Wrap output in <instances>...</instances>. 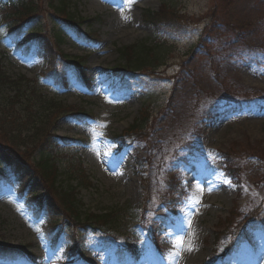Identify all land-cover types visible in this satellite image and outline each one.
I'll return each mask as SVG.
<instances>
[{
	"label": "rangeland",
	"instance_id": "rangeland-1",
	"mask_svg": "<svg viewBox=\"0 0 264 264\" xmlns=\"http://www.w3.org/2000/svg\"><path fill=\"white\" fill-rule=\"evenodd\" d=\"M67 1L80 29L60 23L69 15L51 7L57 0H39L38 19L16 40L0 14V69L32 80L37 107L53 99L90 114L44 116L41 133L56 137L34 149L22 142L29 135L24 112L5 108L6 121L24 131L13 138L7 132L15 126L2 121L0 264H163L189 236L196 264H211L223 232L247 215L252 221L259 207L262 216L249 224V239L233 250L226 242L216 264H264V0ZM12 12H4L11 21ZM161 22L166 24L158 28ZM30 28L81 66L58 61L46 73L41 42L17 46L28 40ZM63 29L59 42L56 30ZM144 42L158 50L151 64L121 79L114 70L120 49ZM127 132L137 133L130 144L117 140ZM6 148L32 171L41 156H50L62 172L57 190L30 170L14 171ZM215 177L221 182L212 187ZM172 179L188 192L183 205L174 201L182 194ZM65 187L78 201L79 218L65 215L64 196L56 195ZM45 190L51 196L43 205H25ZM188 207L183 224L180 214ZM111 211L117 219L112 224L95 216ZM48 220L58 224L53 235L41 225Z\"/></svg>",
	"mask_w": 264,
	"mask_h": 264
},
{
	"label": "trees",
	"instance_id": "trees-1",
	"mask_svg": "<svg viewBox=\"0 0 264 264\" xmlns=\"http://www.w3.org/2000/svg\"><path fill=\"white\" fill-rule=\"evenodd\" d=\"M22 1V0H21ZM57 4H52L51 7L57 12H64V14L69 15V17L65 20L73 22L75 19H80L76 17L75 15H70V8H69V2L67 0H57ZM227 1V0H223ZM41 7V4L39 0H27L26 2L22 1L20 2V5L18 4V7H13V12L10 14L11 18H14L12 24H15L17 21H20V25L26 21V17L28 18L35 17L38 15V11ZM149 18L150 21L156 26L157 22L153 19L155 17L150 16ZM157 18V17H156ZM17 20V21H16ZM83 21V20H82ZM81 21V22H82ZM79 23V22H77ZM83 23H89V20H85ZM11 24V25H12ZM80 24V23H79ZM57 40L61 42L63 40V37L58 33H56ZM48 50V49H47ZM152 47L150 45H147L146 42L141 43V44H134L131 46H126L122 49H120V60L117 64L118 69H125V70H141L142 68H145L146 66L151 64V58L155 57V54L157 53L158 50L152 51ZM62 53V52H61ZM63 56L67 57L65 54L62 53ZM2 58V57H1ZM55 56L52 57V54L49 52V55H47V59L50 64H52V61L54 60ZM76 58V57H74ZM80 60L82 59L81 57H77ZM2 59H0L1 61ZM74 61V60H73ZM159 66V65H157ZM117 68V67H116ZM32 80H29L23 76L17 77L16 79H13L12 77H8L4 71L0 69V101L4 100L6 102V105L4 107L0 106V131H5L6 126L5 124H8L9 126H15V128H11L9 132L10 134H13L12 137L20 139L22 137L20 134L26 130L29 131V135L27 136V139L25 137H22V142L24 145H28L27 142H30L31 145H34L35 148H43V144H48L52 142V137L50 139L49 132L48 133H41L43 124H44V116H47L48 114H53V113H59V115H64L65 112L67 114L72 113L71 108H64L62 105H57L56 101L52 100H46V101H40L37 104L32 102V98L30 96H33L34 92L33 88H35V85L30 83ZM10 93V94H9ZM12 93V95H11ZM34 104V105H33ZM8 105H12V107H16V109H21L22 112H24V115L26 117V120H24V124L27 125V127L24 130H21V128L17 127L14 125V123L11 120L6 121L5 116L7 115L4 113L5 108ZM36 106V107H35ZM39 106H45V108H39ZM46 109H48L46 111ZM53 109V110H52ZM52 110V111H51ZM21 111L19 112V116L21 115ZM50 111V112H49ZM64 112V113H63ZM16 114V113H15ZM60 116V117H61ZM59 117V118H60ZM10 118V117H9ZM58 119V118H57ZM4 121L5 124L2 122ZM148 121V117L146 119H143V122ZM40 124V125H39ZM39 125V129L35 130L36 126ZM138 125V123H137ZM136 126V125H135ZM137 127V126H136ZM136 127L132 126L131 129H135ZM129 129V130H131ZM35 130V131H34ZM45 137V138H43ZM9 150L8 148H6ZM28 149V148H27ZM11 155L13 156V162L14 164L18 166H27L29 167V163L26 162L23 158L19 157L17 154L13 153L12 151L9 150ZM19 157V158H18ZM17 158V159H16ZM21 158V160H20ZM19 159V160H18ZM24 165H23V164ZM35 173L39 175L40 178H43L44 180L51 181L50 187H54L55 190H57L59 184L58 178L62 174L60 172L59 168L57 165L54 163V161L51 159L50 156L44 155V157H41L37 160L35 169L33 168ZM50 189V188H49ZM52 192L54 189H50ZM65 191H62L59 189L56 191V195H62L64 196L63 203L66 209L63 210L66 211L63 212L65 215H68L70 217L76 216L77 218L81 217L80 212L78 211V207L76 205V198L73 195H70L69 193V188L64 189ZM47 191V190H46ZM48 192V191H47ZM50 193V192H49ZM74 193V192H73ZM114 212H106V213H101V214H96V218H104L102 221V224L104 223H109L112 224V222L117 221V219L114 218L115 215ZM111 216V217H109ZM113 217V220H112ZM100 224V223H99ZM108 225V224H107Z\"/></svg>",
	"mask_w": 264,
	"mask_h": 264
},
{
	"label": "bare ground",
	"instance_id": "bare-ground-1",
	"mask_svg": "<svg viewBox=\"0 0 264 264\" xmlns=\"http://www.w3.org/2000/svg\"><path fill=\"white\" fill-rule=\"evenodd\" d=\"M219 182H221V180L215 177V180L211 183L210 186L215 187L219 185ZM183 216H185V211L181 213L182 218ZM181 225L182 224L179 223V227H182ZM166 242L169 244L171 242V238L169 237ZM168 254L169 255L167 256V258L164 259L166 261L162 260L163 264H196V260H198L195 240L193 237L191 238V236H189V239H187L184 243L177 244Z\"/></svg>",
	"mask_w": 264,
	"mask_h": 264
}]
</instances>
